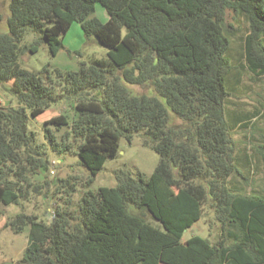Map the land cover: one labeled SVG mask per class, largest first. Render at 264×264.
Masks as SVG:
<instances>
[{
  "label": "trees",
  "instance_id": "trees-1",
  "mask_svg": "<svg viewBox=\"0 0 264 264\" xmlns=\"http://www.w3.org/2000/svg\"><path fill=\"white\" fill-rule=\"evenodd\" d=\"M96 3L106 21L92 16ZM226 10L246 16V68L264 76V0H9L0 84L11 82L15 104L0 105V207L47 195L46 148L76 154L88 172L85 187L135 132L159 154L149 177L119 170L116 186L84 190L75 209L55 207L49 223L12 215L4 226H28L17 264H264V186L245 191L231 180L246 176L225 110ZM73 22L107 49L104 58L75 70L20 66L21 53L42 43L55 56ZM27 32L35 40L23 44ZM148 84L154 95L131 89ZM61 100L71 104V119L60 112L45 120V142L38 141L27 123ZM77 181L52 180L66 191ZM205 206L218 224L215 238L183 239Z\"/></svg>",
  "mask_w": 264,
  "mask_h": 264
},
{
  "label": "rangeland",
  "instance_id": "rangeland-1",
  "mask_svg": "<svg viewBox=\"0 0 264 264\" xmlns=\"http://www.w3.org/2000/svg\"><path fill=\"white\" fill-rule=\"evenodd\" d=\"M9 16V0H0V32L7 31L6 21ZM92 16L101 21H106L108 15L100 3H96ZM224 26L229 32V59L232 65L228 76L229 95L226 98V117L232 126V138L235 152L238 157V166L246 176L233 175L232 182L245 191L259 190L264 186V163L261 151L264 150V76L253 78L247 70L244 58V37L248 29V20L245 15L226 10ZM35 40V34L27 32L22 38L23 44H30ZM62 48L55 56H51L46 44H40L35 52L23 51L19 58L22 68L31 71L48 70H75L82 60L104 58L107 49L94 39H86L78 22H73L68 30L61 36ZM11 82L0 84V105L15 104L8 88ZM132 91L137 94L154 95L151 85L132 86ZM72 103V101H70ZM69 103L61 100L56 105L30 119L28 129L34 130L38 141L45 142L43 137V122L50 117L65 113L69 119L73 114ZM256 112V113H255ZM255 113V115H254ZM240 119V120H239ZM47 157L52 161L47 173V195H31L28 200L19 201L0 207V264L13 262L17 264L25 248L29 244L28 226L20 232H14L4 226V222L12 215L24 212L35 215L39 220L49 223L52 219L55 207H68L73 210L76 207L80 194L89 189L96 191L100 186L114 187L117 184L116 173L119 170L128 171L131 175L140 172L149 177L155 169L159 154L148 146L143 145L141 131L135 132L130 142L120 139L118 152L108 158L102 169L98 171L93 181L88 186L81 185L88 172L79 163L76 154L57 153L46 148ZM249 160L250 170L246 161ZM77 177L75 189L66 191L62 184H55L53 179H66ZM81 180V182H80ZM210 223V229H209ZM218 232V224L213 220L212 210L205 206L204 214L199 220L183 232V239L192 235L204 238H215Z\"/></svg>",
  "mask_w": 264,
  "mask_h": 264
},
{
  "label": "water",
  "instance_id": "water-1",
  "mask_svg": "<svg viewBox=\"0 0 264 264\" xmlns=\"http://www.w3.org/2000/svg\"><path fill=\"white\" fill-rule=\"evenodd\" d=\"M3 264H13V262H5V263H3Z\"/></svg>",
  "mask_w": 264,
  "mask_h": 264
}]
</instances>
